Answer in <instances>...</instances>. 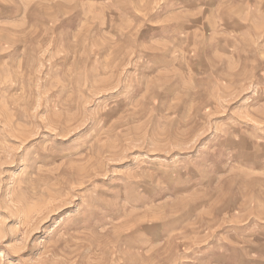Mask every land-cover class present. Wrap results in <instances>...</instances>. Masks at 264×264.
<instances>
[{"label": "rangeland", "instance_id": "rangeland-1", "mask_svg": "<svg viewBox=\"0 0 264 264\" xmlns=\"http://www.w3.org/2000/svg\"><path fill=\"white\" fill-rule=\"evenodd\" d=\"M0 264H264V0H0Z\"/></svg>", "mask_w": 264, "mask_h": 264}]
</instances>
